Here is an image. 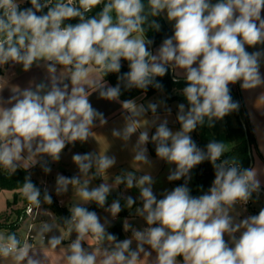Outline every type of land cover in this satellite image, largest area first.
<instances>
[{"label": "clouds", "instance_id": "1", "mask_svg": "<svg viewBox=\"0 0 264 264\" xmlns=\"http://www.w3.org/2000/svg\"><path fill=\"white\" fill-rule=\"evenodd\" d=\"M100 5L98 14L86 15ZM262 13L264 0H147V10L144 0H0V66L11 62L24 70L34 65L46 69L40 82L13 86L7 98L3 96L7 80L0 77V166L15 171L24 161L50 173L44 157L59 161L67 146L94 136L97 122L107 123L90 102L92 89L126 110L124 126L112 131L114 137L128 142L139 131L132 149L137 170L152 164L146 147L151 142L156 157L174 165L167 180H183L158 196L150 173L137 176L124 171L109 184L106 173L116 164L114 156L73 154L78 174H57L55 179L57 195L73 186L82 201L65 218L69 230L77 233L68 245L66 264H264V207L243 218L237 211L238 205L247 211L250 201H259L264 169L225 158L221 141L210 140L200 147L191 135L206 122L213 127L239 110L230 85L239 82L249 91L264 88ZM157 17L171 23L173 34L152 51L154 40L146 33L161 30ZM72 20L77 22L66 23ZM122 62H127L126 72L121 71ZM170 70L174 83H179V70L186 85L182 89L186 104L177 105L178 130L168 126L166 117L156 115L159 103L145 106L120 100L125 90L146 92L149 86L163 90L156 78ZM108 74H116L114 86L104 79ZM149 112L150 121L144 119ZM166 112L171 109L166 107ZM149 127L155 128L151 137ZM205 161L214 169V180L207 191L193 195L192 171ZM90 174L105 177V182L90 186ZM122 184L138 189L139 204L121 193L105 207L111 192ZM22 191L34 205L41 204V197L53 202L51 193L46 188L42 193L30 176ZM92 203L112 220L124 208L135 206V216L146 226L137 228L125 219L123 229L131 236L119 239L108 231L111 220H102L89 209ZM88 237L100 247L86 248L83 242ZM61 242L57 236L49 240L53 248ZM28 252L29 246H19L15 235L0 237V256L40 264Z\"/></svg>", "mask_w": 264, "mask_h": 264}, {"label": "crops", "instance_id": "2", "mask_svg": "<svg viewBox=\"0 0 264 264\" xmlns=\"http://www.w3.org/2000/svg\"><path fill=\"white\" fill-rule=\"evenodd\" d=\"M262 15H264V13H262ZM165 21L172 28L171 23L168 22L166 19ZM161 43L156 45L152 49V51L158 49ZM253 50L254 49L252 48L248 49V51H253ZM60 70L63 71L62 67H60ZM261 71L262 73H264V67H262ZM45 75H46V69L44 67H37L34 65L30 70H24L22 65L13 64L11 62L9 66L2 65L0 66V77H3L5 80H7V85L3 90V96L7 98L10 95L11 87L13 86H19L21 88L27 87L30 81L35 80V82L38 83L40 82V80L44 79ZM176 75L177 78H183L179 70L176 73ZM94 78H99V74L94 73ZM108 82L111 85H113L110 81ZM230 88H231V92L238 91L241 94L245 107L249 113V117L252 122L254 132L256 135L259 152L257 149L253 148L252 167H258L260 169H264V99L261 98L264 97V88H258L252 91L243 90L240 87L239 82L235 85H230ZM89 91L91 93L89 96L90 102L92 103L94 108H96L97 110H99L104 114V116L107 119V123L104 125H99V122H97V126L93 129L94 136L90 137L87 142L84 143L76 142L74 147L71 145L67 146L63 150L61 154V159L59 161L54 162L51 161L49 158L44 157V159L48 160V165L51 168L50 173H45L39 164L35 166H31L30 164H27L24 161H21L18 164L19 166L28 168L31 175L34 178L38 179L44 185V187L50 193H52L58 201H60L61 205H62V201L57 197L55 193V187H52V183H55L57 174H63L69 177L78 174L77 167L76 169L73 168L74 162L72 160V155L75 153L93 152L99 154L100 152H106L109 156H114L116 158V164L114 167L108 170L106 175L112 174L116 176L124 171H134L137 176L143 175L145 173H150L153 176V178H156L159 175H161L165 170V168L168 166V164L165 161L160 160L158 157H156L155 154L151 152L150 145H152L153 147H155V145L150 142L146 145V147L148 148V154L150 160L152 161V164L150 166L139 165L138 166L139 170H137V167L134 166L133 163L132 149L138 138L139 131L136 134H134L131 140L128 142H125L118 137H114L112 135V131L114 129H121L124 126L125 123L124 117L126 114V110L122 108V105L120 103L114 101H108L103 98H100L98 96V93L92 91V89H89ZM177 93L181 94V91L172 92L169 94L161 90L150 96L141 94L132 101L135 104H143L145 106H147L148 103H159L160 106L157 109L156 115H158L161 119L166 117L169 122L168 126L173 130H178L180 126L176 120L177 111H178L177 105L185 102L181 100L179 97L175 99H168L170 95H174ZM166 107L171 109L170 114L166 112ZM144 119L150 121L151 119H153V114L151 112L147 113ZM197 131L198 128L193 133H191L192 138L195 134H198ZM154 132H155V128L149 127L150 137L151 135L154 134ZM172 167H174V165H172ZM93 172H95L94 169ZM98 178L102 179V176H98ZM260 179L262 182L261 192H264V176H261ZM170 183L175 184L177 186L183 183V180H180L179 182L172 181ZM0 190H6V189H0ZM9 201L12 200L9 199L7 203L5 202L6 205H4V209L2 210L1 214L11 210V206H13L14 203L9 207L8 206ZM261 207H264V196L260 194L259 201L255 203L250 201V203L246 205L247 211H243V209L239 205L237 206V211L241 212L242 215L241 218H243V216L258 214V211ZM135 217L136 216L133 211V215L130 216L129 218L134 219ZM115 219H120V218L119 216H117V218ZM46 221L34 222L33 227L37 223L44 224L46 223ZM58 225L60 227H63L59 223ZM113 226H115V224H113L112 227ZM121 229L125 233L124 238H127L128 236L126 235L123 226H121ZM110 232L113 233L112 229L110 230ZM43 235L45 236V238H43ZM69 235H70L69 231H67L62 235H60V232L51 235L50 234L47 235L46 233L42 232L41 234L36 236L35 240L31 241V243L28 245L29 246L28 255L34 259L39 260L40 264H66L65 257H66L68 245L72 242V240L75 239V238L74 239L68 238ZM52 236L60 237L62 241L61 244L56 246L55 248H53L49 243V240ZM83 243L84 246L89 250H93L97 247H100V242H97L92 237L86 238ZM103 243L106 244L108 242L104 241ZM133 247H135V243L133 244ZM153 255H155V253H153ZM0 264H26V260L17 261L14 258V256L11 255L7 257L1 256Z\"/></svg>", "mask_w": 264, "mask_h": 264}, {"label": "trees", "instance_id": "3", "mask_svg": "<svg viewBox=\"0 0 264 264\" xmlns=\"http://www.w3.org/2000/svg\"><path fill=\"white\" fill-rule=\"evenodd\" d=\"M54 2L55 0H53V3ZM144 3L146 5V10H147V0H144ZM24 6L27 7L29 5L26 4ZM102 7L103 5H100L97 8L93 9L92 12L87 13L86 15L87 16L96 15L99 13ZM150 19L152 18L150 17ZM155 19L157 20V22L161 24V30L157 32L155 30L149 29L147 31L146 37L154 40V44L151 46V50L156 45L161 43L162 40L166 36H171L173 34L172 28L166 23L163 17H157ZM76 22H77L76 20L66 21V23H76ZM9 64L4 65V66H9ZM122 64H123V67L121 71L126 72L128 70L127 62H122ZM105 79L110 81L113 84V86L117 83L116 74H108L105 77ZM156 79L163 85V91L169 94L172 92L181 91V94L177 93L174 95H170L168 99H175L179 97L181 100H183L186 103V100L184 99L182 95V89L183 87L186 86L183 78H178L179 83H174L173 74L170 70L169 73L165 75L164 77H157ZM158 91H161V90L155 89L151 86H149L146 92H144L143 90H139V89L125 90L123 91L120 99L121 100H133L141 94L150 96V95L155 94ZM231 95L235 101L239 102L240 107L238 111H234L235 116L238 119L237 124H233L230 118L228 117L226 118V121H225V126H226L225 140L230 145L229 148L225 152V158H235V160L238 161L241 166L252 167L253 148L257 149L259 152L254 128H253L252 122L249 117V113L245 107L241 94L237 91V92H231ZM205 124L207 125V122ZM198 129H200V127ZM193 139L196 141V143L200 147L206 146L199 139L197 134L193 136ZM150 149H151V152L155 154V147L150 145ZM26 176H30L32 182L35 183L38 187H40L41 192L43 193L45 189L44 185L38 179L34 178L31 175L28 168H25L19 165L15 171H12L11 169L0 166V189H10V190L21 189L22 190V186L25 182ZM213 180H214V169L212 168L210 162L205 161L204 163L196 166L195 183H194V187L192 188V194L200 195L203 192L207 191V189L211 186ZM176 182H179V181H176ZM120 194H121L120 192H111L108 198V203L105 205V207L110 205L112 200L120 197ZM260 194L264 196V192H261ZM51 195H52V201H53L51 204L44 202L43 197H41V204H43L47 209H50L53 211V213L55 214L56 220L60 225L64 227H68L69 225L65 223V218L71 215V212H70L71 208L59 204L55 196L52 193ZM132 197L136 199L137 204H139V199H137L134 196ZM15 198L17 199V194H15L14 196V201H15ZM14 201H9L8 206L10 207L14 203ZM23 201L26 204V206L28 204H32L27 199L26 196L23 198ZM121 204L122 205L124 204L123 199H121ZM26 206L18 210V220L6 226L9 229V234L13 235L18 230L19 217L21 216V214L24 213ZM88 207L90 210H94L96 212L102 210V208H99L94 203L89 204ZM134 209H135V206L133 207V209L124 208V210H122L118 214L119 218L122 219V218L132 216ZM112 232L119 239H123L125 237V233L122 231L121 228L120 229L113 228Z\"/></svg>", "mask_w": 264, "mask_h": 264}, {"label": "rangeland", "instance_id": "4", "mask_svg": "<svg viewBox=\"0 0 264 264\" xmlns=\"http://www.w3.org/2000/svg\"><path fill=\"white\" fill-rule=\"evenodd\" d=\"M227 117L230 118V120L232 121L233 124H237L238 119L236 118L235 113L232 112L229 115H227L226 117H224L222 120L216 121L213 127H208V125H206V124L204 126L200 127V129H198V131H197L198 132L197 135H198L199 139L205 145H207V143L210 140L221 141L225 144L226 149H228L230 145L225 140V133H226L225 121H226ZM73 168L76 169L75 163L73 164ZM170 168H172V165L168 164V166L165 168L163 173L161 175H159L158 177L154 178L155 184L153 185V189L157 193L158 196L164 189L171 190L173 187L176 186L175 184H172L167 180V176L169 174ZM114 178H115V176L112 174L106 175L107 183L112 184L114 182ZM88 179L91 180L90 186H95V185H98L99 183L105 182V177H102V179H101V178H98V176L94 175V174H90ZM194 183H195V168L192 171V180L189 183V187L191 189L194 187ZM52 187H55V183H52ZM112 192H121V193H123V195L135 196L137 199L139 198L138 189H136V188L126 189L125 185H123V184L119 185ZM15 194H17V199L15 198V201H14V195ZM24 197H25V195L21 189H19L17 191L16 190H10V189L0 190V237H7L8 235H10L9 229L6 226L15 222L16 220H18V210H20L21 208L26 206V204L23 201ZM57 197L59 199H61L62 205H65L69 208H72L75 204L82 203V201H80L78 196H77L76 187H73V186H70L69 190L66 193L59 194V195H57ZM9 199L14 201V205L11 206V210L1 214L2 210L4 209V205H6L5 202L7 203V201ZM58 202H59V204H61L60 201H58ZM97 213L102 218V220L104 217H108L111 220V225L109 226L108 231H110L113 228L120 229L121 226H123L121 221L124 222L125 219H128V221L134 227L141 228V227L145 226V222L143 221L142 218H139V217H135L134 219L126 217V218H122V219L112 220L110 215L108 213H106L103 209L98 211ZM32 221H33L32 216L26 217L23 221H18L19 230L16 231V234L22 236V238L24 239L26 232H27V229H28V227ZM37 221H46V223H44V224L37 223L36 225H34V227L32 228V231L34 232V234L36 236H38L42 232L46 233L47 235H49V234L51 235V234L60 232V235H62L64 233H66L67 231H69V233H70L68 238L74 239L77 235V233L75 231L69 230L70 226L60 227L58 225V223L56 222V217H55V214L53 213V211L50 209H47L43 204H41L40 212H39L38 218L35 222H37ZM113 224H115V226L112 227ZM49 226L51 228L50 231L47 230ZM126 235L128 237H130L131 232H126Z\"/></svg>", "mask_w": 264, "mask_h": 264}, {"label": "built area", "instance_id": "5", "mask_svg": "<svg viewBox=\"0 0 264 264\" xmlns=\"http://www.w3.org/2000/svg\"><path fill=\"white\" fill-rule=\"evenodd\" d=\"M40 207H41V204L38 205V206L37 205H34V204H28L26 206V208H25L24 213L21 214V216L19 217V221H23L28 216H32V219H33V221L31 222V224L29 225V227L27 229L25 238L23 239L22 236L19 235L20 236V239L18 241L19 242V246L23 247L25 244L29 245L31 243V241L35 240L36 235L32 231V228H33L34 222L38 218V215H39V212H40ZM43 238H45L44 235H43Z\"/></svg>", "mask_w": 264, "mask_h": 264}, {"label": "water", "instance_id": "6", "mask_svg": "<svg viewBox=\"0 0 264 264\" xmlns=\"http://www.w3.org/2000/svg\"><path fill=\"white\" fill-rule=\"evenodd\" d=\"M121 223H123V221H121ZM13 235H15V237L17 238V240L19 241V239H20V236L18 235V234H13Z\"/></svg>", "mask_w": 264, "mask_h": 264}]
</instances>
